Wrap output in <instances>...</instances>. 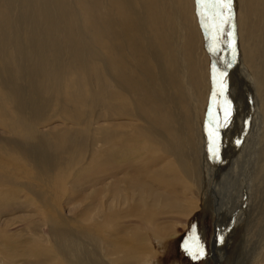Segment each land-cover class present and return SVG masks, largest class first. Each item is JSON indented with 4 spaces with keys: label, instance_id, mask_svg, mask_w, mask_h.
Segmentation results:
<instances>
[{
    "label": "rangeland",
    "instance_id": "1",
    "mask_svg": "<svg viewBox=\"0 0 264 264\" xmlns=\"http://www.w3.org/2000/svg\"><path fill=\"white\" fill-rule=\"evenodd\" d=\"M66 2L83 25L79 1ZM39 3L0 0V31L15 20L20 36L13 48L0 45V264H215L214 245L217 264H264V18L245 40L238 0L219 19L196 1L214 83L195 129L182 120L184 144L173 134L171 150L124 115L114 78L99 77L91 37L82 36L91 55L74 70L64 63L56 74L50 50L41 51L45 69L29 84L24 17ZM7 75L24 95L9 90ZM229 105L214 157L209 128Z\"/></svg>",
    "mask_w": 264,
    "mask_h": 264
},
{
    "label": "bare ground",
    "instance_id": "2",
    "mask_svg": "<svg viewBox=\"0 0 264 264\" xmlns=\"http://www.w3.org/2000/svg\"><path fill=\"white\" fill-rule=\"evenodd\" d=\"M78 1L86 16L83 25L66 0H42L43 3L30 5L31 9L24 18L28 21L29 46L31 43L29 53H32V58L29 59V64L21 67L25 78H33L29 84L36 86L34 81L41 77V71L45 69L44 57H39L41 51L50 50L56 74L64 63L74 70L75 63L84 61L85 55H91L90 49H86L83 44L85 36L91 37L94 42L91 46L93 44L100 47L96 48L99 51L96 59L100 63L97 70L105 73L99 77L101 81L114 78L118 89L115 99L122 107L124 115L130 119L145 121L148 127L146 137L154 143L161 140L163 144L169 145L173 134L179 136V141L182 142L184 135L181 121L187 125L186 130L195 129V110L203 109V103L211 95V85L214 83L211 55L205 50L208 43L206 40L202 41V28L198 21L201 18V12L197 10L200 4L198 7L197 0ZM238 5L244 14L243 18H239V24L243 32H246L244 39L247 40L250 33L254 32L258 18H264V0H238ZM7 23L9 27L0 31V41L8 39L10 48H13V44H16L20 37L16 34L18 26L15 27V20L7 19ZM86 42L90 44L87 38ZM0 45L5 48L4 41L0 42ZM58 76L61 77V73ZM7 77L10 80L9 90L18 92L20 89L24 95L27 88H10L13 86V80L11 76ZM102 87L104 88L103 84ZM103 95L101 101L110 105L113 99H106L105 92ZM17 100L19 102L21 98ZM27 104L32 106L31 100ZM187 115L188 117L183 118ZM170 148L172 150L171 146ZM141 149L139 146L141 158H138L140 163L144 164L145 157L143 158ZM127 169L123 168V172ZM142 170L137 169L135 172L140 179L144 174ZM175 193L176 191L173 192ZM211 252L212 259L217 261L215 245ZM81 262L86 263L84 260Z\"/></svg>",
    "mask_w": 264,
    "mask_h": 264
},
{
    "label": "snow or ice",
    "instance_id": "3",
    "mask_svg": "<svg viewBox=\"0 0 264 264\" xmlns=\"http://www.w3.org/2000/svg\"><path fill=\"white\" fill-rule=\"evenodd\" d=\"M202 9L205 10V12L210 11L212 16L214 18H221L224 15V12L227 11L228 18H230L231 15V4L232 0H199ZM223 84V81L220 82ZM223 94V90L221 89V95ZM224 121L219 122L215 118L212 121L211 127L209 128V138H210V147L209 151L210 153L215 157L218 155L219 147H218V139H219V129L222 127L227 126V120L231 115V107L230 105L224 108ZM197 251H199L201 254L203 252L202 247L197 248ZM193 256L195 257V253H193Z\"/></svg>",
    "mask_w": 264,
    "mask_h": 264
},
{
    "label": "water",
    "instance_id": "4",
    "mask_svg": "<svg viewBox=\"0 0 264 264\" xmlns=\"http://www.w3.org/2000/svg\"><path fill=\"white\" fill-rule=\"evenodd\" d=\"M211 256H213V254H211V255H210V257H211ZM212 258H213V257H212ZM213 260H214V263H216V262H217L215 258H214ZM217 263H218V262H217Z\"/></svg>",
    "mask_w": 264,
    "mask_h": 264
}]
</instances>
